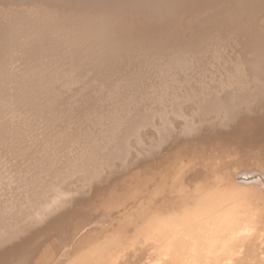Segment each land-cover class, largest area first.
Wrapping results in <instances>:
<instances>
[{
    "label": "bare ground",
    "instance_id": "obj_1",
    "mask_svg": "<svg viewBox=\"0 0 264 264\" xmlns=\"http://www.w3.org/2000/svg\"><path fill=\"white\" fill-rule=\"evenodd\" d=\"M0 264H264V0H0Z\"/></svg>",
    "mask_w": 264,
    "mask_h": 264
}]
</instances>
